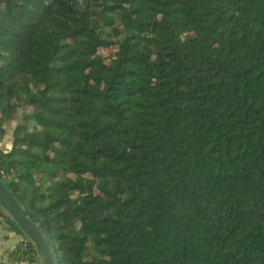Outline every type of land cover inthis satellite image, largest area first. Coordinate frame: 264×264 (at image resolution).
<instances>
[{"label": "trees", "instance_id": "obj_1", "mask_svg": "<svg viewBox=\"0 0 264 264\" xmlns=\"http://www.w3.org/2000/svg\"><path fill=\"white\" fill-rule=\"evenodd\" d=\"M13 120L0 179L55 264H264V0H0Z\"/></svg>", "mask_w": 264, "mask_h": 264}, {"label": "water", "instance_id": "obj_2", "mask_svg": "<svg viewBox=\"0 0 264 264\" xmlns=\"http://www.w3.org/2000/svg\"><path fill=\"white\" fill-rule=\"evenodd\" d=\"M0 209L29 240L35 250L38 264H55L44 235L39 227L26 215L24 208L14 198L0 179Z\"/></svg>", "mask_w": 264, "mask_h": 264}, {"label": "rangeland", "instance_id": "obj_3", "mask_svg": "<svg viewBox=\"0 0 264 264\" xmlns=\"http://www.w3.org/2000/svg\"><path fill=\"white\" fill-rule=\"evenodd\" d=\"M15 120L10 121L6 127H5V133L0 141V146L3 148H7L10 142V129L13 125ZM6 231V232H5ZM7 230L3 229L0 226V258L1 260L5 261V255L3 253V251L5 249H11V246L13 245V242L18 240V236L16 237L15 235H11L10 232H8ZM9 264V263H6Z\"/></svg>", "mask_w": 264, "mask_h": 264}, {"label": "crops", "instance_id": "obj_4", "mask_svg": "<svg viewBox=\"0 0 264 264\" xmlns=\"http://www.w3.org/2000/svg\"><path fill=\"white\" fill-rule=\"evenodd\" d=\"M5 232H6V231H5ZM8 232H10L11 235H15V236L17 237V235L14 234V232H12V231H8ZM8 232H7V233H8ZM16 241H17V240H16ZM16 241L13 242V245H14V243H15ZM13 245H12V246H13ZM12 246H11V247H12Z\"/></svg>", "mask_w": 264, "mask_h": 264}, {"label": "built area", "instance_id": "obj_5", "mask_svg": "<svg viewBox=\"0 0 264 264\" xmlns=\"http://www.w3.org/2000/svg\"><path fill=\"white\" fill-rule=\"evenodd\" d=\"M19 264H23V263H19Z\"/></svg>", "mask_w": 264, "mask_h": 264}]
</instances>
